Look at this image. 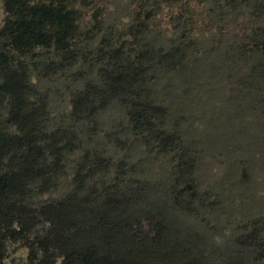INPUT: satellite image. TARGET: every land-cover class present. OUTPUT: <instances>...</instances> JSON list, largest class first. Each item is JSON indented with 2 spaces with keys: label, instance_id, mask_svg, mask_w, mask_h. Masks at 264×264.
<instances>
[{
  "label": "rangeland",
  "instance_id": "1",
  "mask_svg": "<svg viewBox=\"0 0 264 264\" xmlns=\"http://www.w3.org/2000/svg\"><path fill=\"white\" fill-rule=\"evenodd\" d=\"M70 8L68 51L15 55L31 90L15 121L0 98L2 131H31L46 172L0 204L4 264H65L101 223L162 235L176 254L154 264H264V0Z\"/></svg>",
  "mask_w": 264,
  "mask_h": 264
},
{
  "label": "trees",
  "instance_id": "2",
  "mask_svg": "<svg viewBox=\"0 0 264 264\" xmlns=\"http://www.w3.org/2000/svg\"><path fill=\"white\" fill-rule=\"evenodd\" d=\"M72 1L3 0L6 18L0 29V98L8 97L10 104L14 106L10 112L11 121L16 120L21 108H26L31 91L26 84L25 70H17L14 65L15 55L26 57L37 48L50 47H54L58 53L68 51L76 31L75 11L70 8ZM22 124L24 122L19 123L21 127ZM37 140L31 131H21L20 137H15L3 132L0 126V204L19 194L18 187H22L23 183L21 178L45 175V166L40 163L44 153L36 146ZM22 149L19 156L13 154V158L9 159L11 172L4 170L6 155ZM38 163L44 168L39 167ZM1 217L0 209V220ZM101 224L102 230L95 231L92 239H88L84 232L74 238V241L65 239V242L71 241L65 245V264H154L159 261L158 257H171V254H176L173 246H168L162 239V235L157 236L156 240L145 237L134 241L125 234L122 225ZM1 225L0 264H4L5 236L1 234ZM85 237L88 241H81ZM32 255L34 257H30L29 264H48L49 255L46 250L41 260H38L36 252H32Z\"/></svg>",
  "mask_w": 264,
  "mask_h": 264
}]
</instances>
